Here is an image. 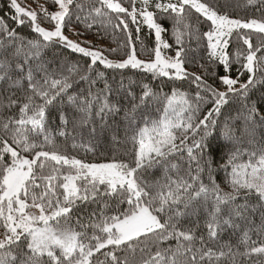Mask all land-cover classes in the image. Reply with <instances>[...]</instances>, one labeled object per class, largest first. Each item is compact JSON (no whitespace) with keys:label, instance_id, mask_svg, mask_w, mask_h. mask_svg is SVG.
Listing matches in <instances>:
<instances>
[{"label":"snow or ice","instance_id":"snow-or-ice-1","mask_svg":"<svg viewBox=\"0 0 264 264\" xmlns=\"http://www.w3.org/2000/svg\"><path fill=\"white\" fill-rule=\"evenodd\" d=\"M34 3L0 15V264H264V0ZM93 28L125 39L65 34ZM121 133L123 158L66 147Z\"/></svg>","mask_w":264,"mask_h":264},{"label":"trees","instance_id":"trees-1","mask_svg":"<svg viewBox=\"0 0 264 264\" xmlns=\"http://www.w3.org/2000/svg\"><path fill=\"white\" fill-rule=\"evenodd\" d=\"M22 5L24 6H31L32 8L36 9L38 11V6L36 3H34V0H20ZM40 3H43V0H39ZM89 3H92V0H88ZM225 0H221V3L223 4ZM7 0H0V9L3 10V12H0V15L7 14ZM49 9L51 10V6L48 5ZM227 11L229 12L230 15L234 17H239V18H248L251 16H259V12L255 11V8L252 7H245L244 0H227ZM47 26V25H45ZM165 26L169 27V22H165ZM82 26H77V30H81ZM65 34L76 37L79 41H83L85 43L91 42L92 44L96 45L97 47L100 48H116L117 47V41L123 42L125 37L122 33L117 32L114 36L110 33L107 36H98L96 34V29L93 28L91 31L88 33L81 35V36H76L67 30L65 31ZM102 35V34H101ZM140 38L141 41L137 42L136 48H137V54L140 59H145L147 60L149 58L148 56V51L151 50L153 47V37L148 35V31L145 28L142 30L140 33ZM171 43V40L169 41ZM192 47L196 48L195 41L192 42ZM169 54H174V53H169ZM105 55H109L107 52ZM123 53L121 52L120 54H112L109 55L110 59L114 60H119L122 58ZM190 55H196L195 53H192ZM77 56H73V59H77ZM198 59V56H197ZM84 61L81 60V63ZM189 71H195L198 74L202 72V70L197 66L193 65L189 68ZM222 71V70H221ZM125 75L126 78L128 79H138V76L134 75L132 72H129L125 70ZM108 77L110 80H120L121 77L116 73L113 72L112 70L108 71ZM212 83V81H209ZM217 86H219L217 84ZM169 85H164L163 86V91L168 92L169 91ZM184 88H187V85H184ZM229 110V107H225L223 111L227 113ZM223 119V117H221ZM121 135V142L119 143H113L109 138H104L101 139L100 141L96 142L95 144V153L93 152H87L85 153L83 147H77L75 150L72 149L71 145L73 143L72 140L67 141L66 147L68 149V152L70 154L76 155L78 158H82L86 160L87 162H103L107 159H111L113 156H116L117 158H123L124 154L126 151L130 148L129 144H126L123 142V133ZM254 139L258 143H264V127H257L255 130V136ZM247 140L248 138H244V146L247 147ZM58 143H62V140H58ZM87 142V137H85V143ZM76 143L79 145L81 143L80 139L77 138ZM160 173L153 172L150 175V178L155 179L159 177ZM258 222V220H257ZM253 239H255V236H253ZM243 250V249H241Z\"/></svg>","mask_w":264,"mask_h":264},{"label":"rangeland","instance_id":"rangeland-1","mask_svg":"<svg viewBox=\"0 0 264 264\" xmlns=\"http://www.w3.org/2000/svg\"><path fill=\"white\" fill-rule=\"evenodd\" d=\"M67 35V34H66ZM69 37L71 38V39H73V40H78L76 37H73V36H70L69 35Z\"/></svg>","mask_w":264,"mask_h":264}]
</instances>
